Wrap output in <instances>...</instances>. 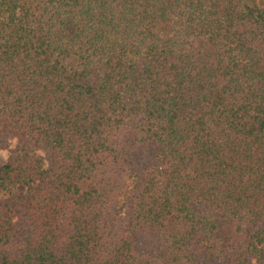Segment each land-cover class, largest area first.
Returning <instances> with one entry per match:
<instances>
[{"label": "trees", "instance_id": "1", "mask_svg": "<svg viewBox=\"0 0 264 264\" xmlns=\"http://www.w3.org/2000/svg\"><path fill=\"white\" fill-rule=\"evenodd\" d=\"M13 139L0 264H264V0H0Z\"/></svg>", "mask_w": 264, "mask_h": 264}, {"label": "rangeland", "instance_id": "2", "mask_svg": "<svg viewBox=\"0 0 264 264\" xmlns=\"http://www.w3.org/2000/svg\"><path fill=\"white\" fill-rule=\"evenodd\" d=\"M17 145V141L16 140H9L8 141V148L7 149H0V166H2L3 164L6 163L8 156H9V150L14 148ZM34 186V185H33ZM30 186V187H33ZM28 188H24V187H19V191L25 193L27 191ZM1 200V197H0ZM118 208L116 209V214L114 215V219L116 221V223H118L120 226H124L127 222V217H128V210L123 207L120 204L119 206H117ZM157 239L156 237L148 232H141L138 235V244H139V248L144 251V250H150L151 248H153L156 245Z\"/></svg>", "mask_w": 264, "mask_h": 264}]
</instances>
